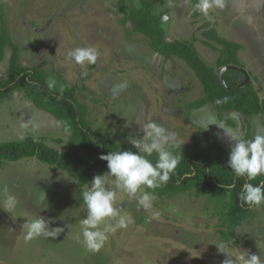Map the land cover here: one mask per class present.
Listing matches in <instances>:
<instances>
[{"label": "rangeland", "instance_id": "374dc122", "mask_svg": "<svg viewBox=\"0 0 264 264\" xmlns=\"http://www.w3.org/2000/svg\"><path fill=\"white\" fill-rule=\"evenodd\" d=\"M126 1L129 9L141 2ZM223 2L222 8H210L207 17L195 7L199 0H156L154 12L162 18L166 40L195 35L194 46L206 63L213 64L218 52L203 43V29L212 27L218 35L239 42L237 58L243 71L236 78L241 83L252 81L264 97V0ZM121 18L118 0H0V31L5 28L8 41L18 46L19 62L60 76L87 105L92 127L112 140L137 151L130 140L144 135L136 122L139 118L175 133L178 144L200 143L210 155L215 153L213 143L230 151L223 129L212 124L204 130L196 122L205 106L218 122L238 128L246 140L264 135V114L251 117L247 131L240 112L224 111L229 121L224 123L211 104L189 108L188 103L203 94L193 70L178 57L155 52L148 38L130 21L121 23ZM78 47L95 48L96 63L80 65L69 57V51ZM10 53L7 44L0 77L7 74ZM26 135L58 150L68 149L62 124L18 89L0 103V142ZM106 179L115 185L114 177ZM89 187L90 182L84 191ZM144 191L142 187L136 196H129L118 190L116 206L131 223L108 233L103 246L91 251L82 236L86 205L77 199L75 183L65 170L34 157L1 163L0 264H225L227 260L244 264L247 254L259 255L264 262V204L252 206L254 216L237 227L234 243L216 230L206 196L153 194L152 207L145 209L138 204ZM6 194L16 198L14 209H5ZM44 194L48 208H41ZM41 216L50 229L63 231L55 238L26 239L27 224ZM117 219L105 223L115 225ZM222 243L227 250L218 249Z\"/></svg>", "mask_w": 264, "mask_h": 264}, {"label": "trees", "instance_id": "16d2710c", "mask_svg": "<svg viewBox=\"0 0 264 264\" xmlns=\"http://www.w3.org/2000/svg\"><path fill=\"white\" fill-rule=\"evenodd\" d=\"M122 13L121 23L130 21L133 29L146 36L150 47L165 58L178 57L193 70L202 85L203 94L189 102L188 107L197 109L211 104L217 112L219 120L229 121L223 112L234 110L242 113L247 128L250 129V118L264 114V97H260L252 81L241 83L236 75L241 71L236 68L226 69L220 77V69L226 65L242 67L237 58L241 44L217 34L214 28L203 29L204 44L218 52L213 64L206 63L194 46L197 37L188 39H165L162 18L154 12L156 0H141L136 8L129 9L126 0H118ZM5 28L0 31V63L4 49L10 44L11 53L8 59L7 74L0 77V103L15 90L21 89L31 102L53 117L67 132L68 149L58 150L43 140L26 135L21 139L0 142V164L5 161H17L34 157L50 166L65 170L76 186V197L83 202L84 186L93 176L102 174L107 169V161L100 159L109 152L131 150L127 145L112 140L101 129L92 127L87 118L88 108L80 102L72 87L60 77H52L38 66H26L19 62V49L10 43ZM50 80L55 81L52 88ZM227 102L217 104L216 101ZM248 135V133H247ZM175 149L180 161L169 181L156 189H147L158 197H173L179 194L190 196H206L212 204V215L216 218L215 228L224 240L234 239L238 242L236 229L243 222L254 216L252 206L243 203L238 193L243 191L246 183L258 185L264 183V176L254 180L237 177L228 167L229 150L213 143L215 153L210 155L200 143L178 144ZM155 163L154 153L149 157Z\"/></svg>", "mask_w": 264, "mask_h": 264}, {"label": "clouds", "instance_id": "9594fccd", "mask_svg": "<svg viewBox=\"0 0 264 264\" xmlns=\"http://www.w3.org/2000/svg\"><path fill=\"white\" fill-rule=\"evenodd\" d=\"M223 6V0H199L195 7L207 17L210 8ZM68 55L80 65L85 62L94 64L98 58L96 49L91 47L74 48ZM54 85L55 81L50 80L48 87L52 88ZM227 99L225 97L223 101L217 100L216 103L227 102ZM200 113L196 122L203 125L204 130L212 124L223 129L224 136L230 144L228 167L237 177H246L251 181L259 175H264V135L258 134L251 140H246L238 128L218 122L215 113L207 106L202 108ZM136 122L140 124L144 133L142 138L130 140L137 151L120 150L101 155L100 159L107 161L108 171L93 176L90 187L82 193L87 209L86 217L82 221L83 243L91 251H98L103 246L108 239V233L125 229L131 223V218L121 215L120 209L116 206L118 190L122 189L129 196H136L142 187L154 190L169 181L179 164L180 155L175 151L179 145L175 133L155 121L143 122L137 118ZM154 153L157 157L155 163L149 159ZM106 177H114L115 185L110 184ZM238 198L251 206L264 204V183L244 184L243 191L238 193ZM154 199L155 196L152 193L144 191L138 197V204L145 209H150ZM46 201L47 197L44 194L40 202L41 208L49 207ZM16 203L13 195L6 194L5 209H14ZM110 218H118L115 225L105 223ZM101 225L104 227L101 228ZM27 228L26 239L41 235L55 238L63 231L62 227L50 229L49 221L42 216L28 223ZM218 249L227 250L223 243L218 246ZM243 259L244 257H236L237 261ZM225 264H233V262L227 260ZM244 264H264V262L259 255L247 254Z\"/></svg>", "mask_w": 264, "mask_h": 264}, {"label": "water", "instance_id": "95a60500", "mask_svg": "<svg viewBox=\"0 0 264 264\" xmlns=\"http://www.w3.org/2000/svg\"><path fill=\"white\" fill-rule=\"evenodd\" d=\"M228 68H236V69H238V70H240V71H243L240 67H236V66H233V65H226V66H224V67L221 69V71H220V77H222L223 72H224L226 69H228ZM246 82H247V81H246Z\"/></svg>", "mask_w": 264, "mask_h": 264}]
</instances>
